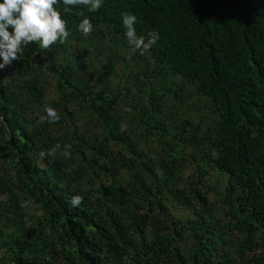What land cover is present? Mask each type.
Here are the masks:
<instances>
[{
    "label": "trees",
    "instance_id": "16d2710c",
    "mask_svg": "<svg viewBox=\"0 0 264 264\" xmlns=\"http://www.w3.org/2000/svg\"><path fill=\"white\" fill-rule=\"evenodd\" d=\"M58 10L67 42L0 70V264H264V0Z\"/></svg>",
    "mask_w": 264,
    "mask_h": 264
},
{
    "label": "clouds",
    "instance_id": "9594fccd",
    "mask_svg": "<svg viewBox=\"0 0 264 264\" xmlns=\"http://www.w3.org/2000/svg\"><path fill=\"white\" fill-rule=\"evenodd\" d=\"M61 0H0V70L10 66L13 61L20 59L21 54L29 44H38L45 51L53 45L65 44L70 36L68 22L63 19L58 10ZM64 12L73 7H86L91 12L98 11L103 6V0H62ZM82 15V13H81ZM122 24L128 45L133 53L144 55L160 39L155 30L148 31L146 35H138L136 30L137 16L129 12L121 13ZM11 29V30H9ZM78 31L85 38L93 32L90 19L84 18L77 25ZM46 119L50 123L60 120V113L52 107L45 108ZM61 149L57 143L47 152L40 151L39 157L55 156ZM60 154L71 158V145H63ZM69 203L79 207L83 203L82 195H74Z\"/></svg>",
    "mask_w": 264,
    "mask_h": 264
},
{
    "label": "rangeland",
    "instance_id": "374dc122",
    "mask_svg": "<svg viewBox=\"0 0 264 264\" xmlns=\"http://www.w3.org/2000/svg\"><path fill=\"white\" fill-rule=\"evenodd\" d=\"M190 102H191V100H190ZM216 178H217L216 173L209 171L208 177L206 178V183L209 186L210 185H213L214 182H215V180H216ZM222 188H223L222 182L220 181L218 189L221 190ZM210 192H213V191L211 190ZM208 197H209L210 202L216 201V203L213 204V206H215L217 204V200L216 199L219 197V195H217V196L214 197V196H212V194H208ZM171 213L175 217H178V218H180L182 220H184L187 217V214H188V212L185 209H182V208H180L178 206H176L175 208H171ZM188 216H189V214H188Z\"/></svg>",
    "mask_w": 264,
    "mask_h": 264
}]
</instances>
